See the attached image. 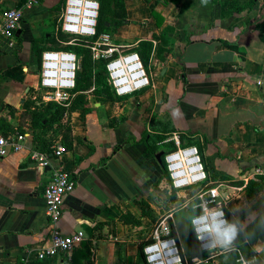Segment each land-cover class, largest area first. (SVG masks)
I'll list each match as a JSON object with an SVG mask.
<instances>
[{
  "label": "crops",
  "instance_id": "1",
  "mask_svg": "<svg viewBox=\"0 0 264 264\" xmlns=\"http://www.w3.org/2000/svg\"><path fill=\"white\" fill-rule=\"evenodd\" d=\"M38 1L26 9L23 0H0V17L7 8L23 11L20 50L0 46V133L24 124L34 149L26 104L43 103L33 39L53 49L48 38L56 36L65 0ZM123 1L127 22L116 28L112 44L126 51L152 41L150 85L109 99L86 92L90 111L67 114L72 147L60 158L49 152V167H40L28 150L0 158V264H71L63 254L36 257L49 235L42 190L51 166L61 165L76 181L58 226L64 234L83 232L80 248L88 245L92 253L87 264H139L137 244L154 231L155 199L172 192L155 155L173 136L210 162L208 177L244 182L264 164V0ZM152 10L164 17L159 27ZM54 137L61 140L51 130L44 134ZM148 145L159 149L152 153ZM125 212L141 218L140 225L125 224Z\"/></svg>",
  "mask_w": 264,
  "mask_h": 264
},
{
  "label": "built area",
  "instance_id": "2",
  "mask_svg": "<svg viewBox=\"0 0 264 264\" xmlns=\"http://www.w3.org/2000/svg\"><path fill=\"white\" fill-rule=\"evenodd\" d=\"M26 9H32L39 4L38 0H23ZM100 3L98 0H65L62 13L59 18L55 34L58 32L72 37L69 42L61 44H75V39L96 37L95 41L86 45L91 51L92 61L99 58L109 57L113 53L117 55L107 61L105 68L107 80L113 92L118 97L128 96L150 85V73L144 67L139 54L136 51H119L112 44V35L107 32L97 34V20L99 16ZM23 11L19 8H7L1 12L0 38L9 39L14 43L13 33L19 29ZM79 59L74 52L63 49H46L41 54L38 88L40 90L41 102H54L62 107H69L75 96V76L78 69ZM29 133L19 131L17 127L13 131L0 133V158L28 150L29 157L38 162L42 168L50 166V155L48 152L39 151L28 146ZM175 149L165 152L162 160L170 182L171 189L183 191L192 186H197L206 181L207 175L202 164L199 150L194 145L183 146L179 137L172 138ZM66 151L61 140L56 143L51 153L60 158ZM250 176L264 177V164L251 169ZM244 178V186L248 182ZM76 181L70 172L61 165L51 166V175L42 190L45 201V214L49 225L47 243L39 249L37 259L45 260L58 254L70 258L72 252L83 240V232L77 231L72 234H64L58 223L63 213L64 197L73 191ZM242 189L243 187H236ZM199 203L192 208L199 212L190 218L192 234L198 251L207 254L202 261L196 254L187 258L183 253L181 244L176 236L170 235L171 224L161 223L152 232V241L142 248L146 264H210V261L220 254L228 252L222 250L214 243V237L209 232H199L200 217L206 216L207 223H211L213 214H222L220 218L227 220L225 210L234 214L235 208L228 203L229 197L225 196L220 201L221 193L219 186H214L196 194ZM239 197V196H238ZM189 204L184 205L188 209ZM193 220L196 221L193 224ZM176 221L172 224L175 228ZM176 231V230H175ZM255 257H245L238 251L235 264H253ZM23 264H30L25 262Z\"/></svg>",
  "mask_w": 264,
  "mask_h": 264
},
{
  "label": "trees",
  "instance_id": "3",
  "mask_svg": "<svg viewBox=\"0 0 264 264\" xmlns=\"http://www.w3.org/2000/svg\"><path fill=\"white\" fill-rule=\"evenodd\" d=\"M64 1V0H63ZM100 3L99 16L97 20V34L107 32L111 35L115 32L116 28L122 24L127 22L126 20V12H125V4L123 0H98ZM144 2H148V0H143ZM179 0H163L162 4L165 6L175 4ZM255 1V0H254ZM113 3V8L110 12V5ZM110 13V14H109ZM151 16L155 19L156 25L159 27L164 22V17L159 15L156 11H151ZM23 20V16L21 17V21ZM165 31H168V28H165ZM14 40L17 44L12 43L9 39L0 38V46L5 47L8 51H12L13 53H17L20 50L21 45V37L17 33V30L13 33ZM96 37L84 38V39H75V44H61L62 42H69L72 40V37H69L66 34L58 32L56 36L51 35L48 38V42H51V48L53 49H63L66 51H71L76 54L79 59L78 69L76 71L75 76V96L69 107H62L57 105L54 102H47L43 104H35L32 103L33 109H29L28 104L27 115L30 120V128H31V139L33 144L35 145V149L39 151L51 152L53 147L56 144V137L51 138L50 140H46L44 138V134L51 130L55 136L61 137V143L63 144L66 150L72 147V130L71 123L69 119V114L79 108L83 109V114H86L90 111V107L87 102V97L85 95L86 92L91 91L94 95L102 96L104 98H112L114 94L113 89L107 84L105 79H107V72L105 65L108 60L115 57L117 54L113 53L109 57L99 58L96 61H92L91 51L86 46L95 41ZM12 43V44H11ZM10 45V46H9ZM12 46V47H11ZM153 48L152 41L150 39L140 41L135 47L129 48L126 51H136L139 54V57L145 68H149V57L151 50ZM33 49L34 53L37 57L38 64H40L41 54L47 47L42 45H37V40L33 39ZM4 52L3 49H0V54ZM147 70V69H146ZM149 72V70H147ZM108 81V80H107ZM68 114V115H67ZM24 124H21V126ZM19 126L17 129L23 132V128ZM15 128V127H14ZM14 128L9 129L7 132H11ZM5 132V133H7ZM159 141H163L166 137L157 136ZM179 140L183 146L191 145L190 142H184V137L179 135ZM152 153L157 152L159 147H154L153 145H148ZM164 146V145H163ZM164 152H169L174 150L176 147L173 141H169L165 146ZM200 153V152H199ZM201 156V155H200ZM162 159V158H161ZM202 160V157H201ZM163 169L166 173V169L162 160ZM220 178L219 181H215L216 178ZM210 178L213 181H210ZM220 180H227L229 185L240 187L243 186L244 182L241 179L232 180L225 175H216L212 174L211 176H207L205 182L201 185L192 186L190 188L196 189L201 187V190H206L208 188L214 187L217 184L221 183ZM172 193V198H175V191ZM245 195L247 198H252L254 195L263 192L264 193V177H255L254 179L248 180L244 187ZM186 200V199H185ZM189 205L188 209L182 212L174 213V220L177 221L185 216L191 218L195 214L199 212V209H194L192 206L194 204L199 203V199L195 196L193 201L187 202ZM186 204V202H185ZM226 218L228 223L235 224L238 228V237L234 242L233 249L222 253L218 256V260L212 262V264H235V260L238 257V251H240L245 257H255L253 264H264L263 259L258 255V252L253 247L254 244H257L259 241H264V227L259 229L251 241H248L246 236V231L242 229L240 222L232 214L230 211L225 210ZM120 219L125 224H130L133 226H139L141 218H136L132 213L125 212L120 216ZM170 235L176 236V231L171 223V233ZM152 241V236L148 237L140 241L137 244V260L139 264H146L144 260V256L142 253V248L144 245ZM81 244V243H80ZM74 249L71 254L70 260L71 264H87L90 262L91 251L88 245H83L80 248V245ZM196 256L200 257L203 261L207 254L197 251Z\"/></svg>",
  "mask_w": 264,
  "mask_h": 264
},
{
  "label": "rangeland",
  "instance_id": "4",
  "mask_svg": "<svg viewBox=\"0 0 264 264\" xmlns=\"http://www.w3.org/2000/svg\"><path fill=\"white\" fill-rule=\"evenodd\" d=\"M112 8H113V3H111L110 5L109 8L110 12H112L111 11ZM146 69L149 70V68ZM104 82L108 84L107 79H105ZM12 128L13 127H10L8 128V130ZM202 164L205 168L206 173L209 174V170L212 169L211 167L212 165L210 164V162L202 158ZM239 179L242 180V178ZM220 181H221V185L219 186V191L221 193L220 201L223 202L225 196L229 197L228 203L230 205H233V207L235 208V210L233 211L235 214L234 216L240 222L242 229L246 231V236L248 238V241L250 242L251 239L254 237V235L257 232H259V229L264 227V193L260 192L249 199L245 195L244 184L243 186H240L243 187L242 189H237L235 186L229 185L228 184L229 182L227 180H220ZM201 188L202 186L196 189L189 188L183 191H175L176 192L175 198L174 197L172 198V193L174 191L171 190L172 192L169 195V197L163 201L160 200L158 197H156L155 205L157 208L154 210L155 213H152L151 215L153 221V225H152L153 230L157 227L159 228L162 225L161 223L163 222H165L166 224H171L174 220V213L177 211L178 212L184 211L185 202L187 204V202L193 201L195 199L196 194L202 191ZM150 236H151L150 234L145 235V238ZM256 251L264 261V243L262 242L258 243ZM218 259H219L218 257L212 259L210 261V264H212V262Z\"/></svg>",
  "mask_w": 264,
  "mask_h": 264
},
{
  "label": "clouds",
  "instance_id": "5",
  "mask_svg": "<svg viewBox=\"0 0 264 264\" xmlns=\"http://www.w3.org/2000/svg\"><path fill=\"white\" fill-rule=\"evenodd\" d=\"M206 4L207 0H203ZM222 214H213L211 223H207V217L202 216L200 217V229L198 230L199 239V232H209L214 237V243L221 248L222 250H229L233 247L234 242L237 240L238 237V228L235 224L228 223L227 220L220 218ZM196 221L193 220V224Z\"/></svg>",
  "mask_w": 264,
  "mask_h": 264
},
{
  "label": "water",
  "instance_id": "6",
  "mask_svg": "<svg viewBox=\"0 0 264 264\" xmlns=\"http://www.w3.org/2000/svg\"><path fill=\"white\" fill-rule=\"evenodd\" d=\"M20 29H17V33H20ZM164 151H159L156 153L155 158L159 163H162V157L164 155ZM175 230L178 233V238L181 244V248L183 253L187 256V258L193 257L198 249L195 242V239L192 234V228L190 225V218L185 216L175 223Z\"/></svg>",
  "mask_w": 264,
  "mask_h": 264
}]
</instances>
